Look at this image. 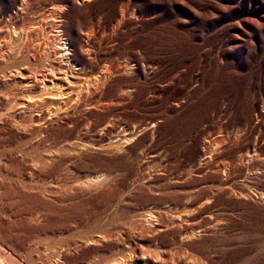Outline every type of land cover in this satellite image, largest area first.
Masks as SVG:
<instances>
[{"label":"rangeland","instance_id":"1","mask_svg":"<svg viewBox=\"0 0 264 264\" xmlns=\"http://www.w3.org/2000/svg\"><path fill=\"white\" fill-rule=\"evenodd\" d=\"M0 248L264 264V0H0Z\"/></svg>","mask_w":264,"mask_h":264},{"label":"bare ground","instance_id":"2","mask_svg":"<svg viewBox=\"0 0 264 264\" xmlns=\"http://www.w3.org/2000/svg\"><path fill=\"white\" fill-rule=\"evenodd\" d=\"M64 51V50H63ZM63 55V54H62ZM34 74V73H33ZM69 77V76H68ZM65 80V79H64ZM52 81V80H51ZM46 82V81H45ZM52 83V82H51ZM43 84H45V83H43ZM47 84V83H46ZM46 87H48V86H46ZM50 87V86H49ZM55 91V90H54ZM57 91V90H56ZM47 92V91H46ZM64 92V91H63ZM47 94H48V92H47ZM58 97V96H57ZM49 99V98H48ZM52 99V98H51ZM27 100H29V99H27ZM39 100V99H38ZM53 100V99H52ZM51 100V101H52ZM38 102V101H37ZM36 103V102H35ZM49 103V102H48ZM44 104V103H43ZM1 249V248H0ZM3 252V251H2Z\"/></svg>","mask_w":264,"mask_h":264}]
</instances>
